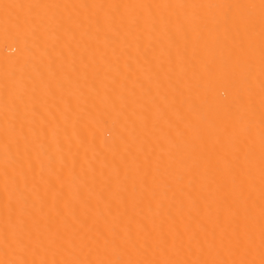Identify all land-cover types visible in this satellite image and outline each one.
Wrapping results in <instances>:
<instances>
[{
	"label": "bare ground",
	"instance_id": "obj_1",
	"mask_svg": "<svg viewBox=\"0 0 264 264\" xmlns=\"http://www.w3.org/2000/svg\"><path fill=\"white\" fill-rule=\"evenodd\" d=\"M0 264H264V0H0Z\"/></svg>",
	"mask_w": 264,
	"mask_h": 264
}]
</instances>
